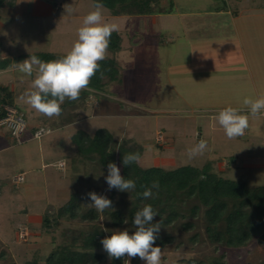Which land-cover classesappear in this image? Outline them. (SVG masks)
Returning <instances> with one entry per match:
<instances>
[{"label":"rangeland","instance_id":"rangeland-1","mask_svg":"<svg viewBox=\"0 0 264 264\" xmlns=\"http://www.w3.org/2000/svg\"><path fill=\"white\" fill-rule=\"evenodd\" d=\"M42 1L47 8L44 15L35 11L37 0H26L24 6L17 8L0 7V22L8 26L2 30L4 38L0 43L3 40L11 54H67L78 39L77 30L83 18L98 4L93 0ZM56 1L58 7L54 6ZM202 1L182 2L185 7ZM101 12L105 21L117 24L122 38V49L118 52L108 49L105 58L117 60L122 82L106 86L105 96L99 97L101 104L96 116L67 127L65 133L82 129L93 135L97 129L107 128L115 143L126 141L143 147L138 163L143 168L203 167L208 163L225 178L245 181L250 186H264V114L250 116L248 129L235 139H228L223 128L211 119L229 106L249 114L243 101L252 98L253 90L240 89L226 78L223 84L228 89L219 91L220 100L232 92L240 94L241 98L213 107L209 103L215 89L205 95L200 91L203 65L210 70L245 66L230 22L178 16L154 25L145 14L114 15L104 5ZM161 39L172 41L161 45ZM241 74L244 79L246 73ZM236 78L235 82L243 84L242 79ZM21 86L23 88L24 84ZM57 124H43L51 132L39 139L12 143L5 138L4 143L0 142V264L11 261L22 264L34 258L43 262L64 236L88 227L86 222L53 217L70 194L92 190L108 196L111 192L105 180L107 167L100 164L96 154L92 157L79 154L66 134L56 130ZM2 129L10 134L7 128ZM157 131H162L166 138L161 145L155 140ZM201 139L207 141L208 148L203 155L189 159L187 149ZM59 159L66 162L64 169L55 165ZM229 161L230 165L220 170L221 165ZM115 163L121 168L119 162ZM19 173H24V180L16 183L13 177ZM116 195L115 207L120 206L127 212L129 194L117 192ZM32 214L42 217L29 223ZM47 214L51 217L49 227L44 226L42 220ZM182 221L181 218L170 226H161L163 234L174 236V241L161 249V264H210L212 258L222 255L224 264H264V246L256 240L239 248L216 246L206 239L202 219H195L196 231L201 236L197 242H192L190 237L194 231L185 230ZM100 223H105L103 215ZM38 241L51 248L45 257H40L35 249ZM139 264L144 261L140 260Z\"/></svg>","mask_w":264,"mask_h":264},{"label":"trees","instance_id":"trees-1","mask_svg":"<svg viewBox=\"0 0 264 264\" xmlns=\"http://www.w3.org/2000/svg\"><path fill=\"white\" fill-rule=\"evenodd\" d=\"M3 1L0 0V7ZM93 1L107 7L112 14L119 15L152 13L160 0ZM121 41L120 33L114 31L108 49L118 52L121 49ZM65 55L51 52L30 54L42 61L60 59ZM24 56L26 54L19 55L16 59ZM9 64V60H5L0 67L5 68ZM99 64L100 70L92 77L89 88L103 90L108 82L121 80V67L115 58L104 59ZM1 92L4 90L0 89V94ZM3 94L0 104L9 98L8 93ZM3 112V107L0 106V116ZM36 127L30 130L33 131ZM72 139L79 154L88 157L96 154L104 167H107L109 161L119 162L121 175L136 182L134 190L123 192L130 196L128 211L124 212L120 206L115 207L116 194L121 192L117 189H112L106 196L112 200L113 207L103 213L97 212L90 204L85 206L91 203L85 196L92 190L86 193H71L65 204L52 216L57 219L68 218L86 222L88 227L64 236L63 241L53 246L43 262L34 258L22 264H123L127 257L109 260L100 240L110 236L111 231L116 229L125 228L131 234L135 230L132 225L134 214L146 204H150L158 212L153 222H159L160 227L170 226L181 218L184 219L182 227L194 231L190 237L192 242H197L201 236L200 232L196 231L195 219H202L204 234L211 244L239 248L256 240L264 246V186H250L245 181L225 178L213 171L208 163L203 167L183 165L173 169L160 166L143 168L137 163L125 167L122 163L123 155L133 152L142 155L143 147L126 141L115 143L112 133L106 128L97 129L93 135L79 130ZM154 181L159 183V189H152L153 197L144 199L140 195L144 191L142 185L150 187ZM102 215L105 219L104 225L100 223ZM188 216L192 219L186 220ZM125 220L127 224L124 223ZM50 221V215H45L43 225L51 226ZM105 228L109 229V232H105ZM173 241V235L163 234L160 230L156 245L162 249ZM131 263L139 264V257L133 258ZM9 264L17 263L11 261ZM210 264H224V255L212 258Z\"/></svg>","mask_w":264,"mask_h":264},{"label":"clouds","instance_id":"clouds-1","mask_svg":"<svg viewBox=\"0 0 264 264\" xmlns=\"http://www.w3.org/2000/svg\"><path fill=\"white\" fill-rule=\"evenodd\" d=\"M102 5H94V11L88 13L77 30L78 39L71 50L62 58L42 61L36 56H30L17 64L19 71L29 77L36 75L31 82L30 89L21 99L36 113L48 118L58 117L62 113L61 105L65 100L75 101L80 93L87 88L93 76L100 70L99 62L107 56L111 35L118 30L115 23L105 21L101 12ZM103 77V73H101ZM243 104L248 107L249 114H242L237 108L231 106L222 109L211 119L217 122L224 130L228 139H235L244 135L249 127V117H258L264 114V96L256 99L245 98ZM208 148L206 140L201 139L193 147L187 149L189 159L203 155ZM139 152L126 153L122 163L125 167L139 163ZM108 190L117 189L121 192H130L136 188V182L125 179L116 163L109 161L107 176L105 177ZM144 191L140 195L144 199L152 198V189H159V183L154 181L151 186L142 185ZM97 212L103 213L113 207V202L104 195L94 191L85 196ZM158 212L150 204H146L134 214L132 225L134 231L116 229L110 236L100 240L103 250L108 254L109 260H123V264H131L133 258L139 257L144 264H161V247L156 245L161 230L160 223H154ZM127 224V220L124 221ZM105 232L109 229L105 228Z\"/></svg>","mask_w":264,"mask_h":264},{"label":"crops","instance_id":"crops-1","mask_svg":"<svg viewBox=\"0 0 264 264\" xmlns=\"http://www.w3.org/2000/svg\"><path fill=\"white\" fill-rule=\"evenodd\" d=\"M25 1L26 0H4L1 6L7 8L8 7L17 8L19 6H24L23 4ZM173 1H175L177 4L174 5L172 3ZM182 1L185 0H172V2L170 0H160L156 5L155 11L145 15L149 17V22L153 23L154 25L157 22L165 23L164 21L166 19H171L172 17H178V16H187V17L189 16L192 18L207 17L219 21L221 20L222 22L229 21L233 28L232 30L233 33L235 34V38L238 43V48H239L238 53L241 57L240 59L241 61H243L245 65L244 68L240 67V68L226 69L224 67V68H216L215 70H210V68L207 67V65H203L202 68L203 76L199 78L200 83L203 84L202 88H200V91L203 95H205V94H209L211 90L215 89L214 90L215 95L214 96L212 95L213 97L211 99V103H209L210 106L212 107L214 105L220 106L224 104V102L226 101H228V103H231V100L237 101L239 100V98H241L240 94L238 93L234 94L232 92L231 95L227 96L226 99L222 101L220 100V97H222L221 92L228 89V87H226V85L223 84V81H225L226 78L227 80L233 81L234 84L236 83V85H238V88L240 89L248 88L253 90V94L251 96L252 99H256L260 96H264V2H258L256 0H252V1L214 0L215 2H211L209 0H203L204 2L202 1L199 3H195L191 6L186 5L184 7L183 6L184 3ZM34 6L37 14H41V15L45 14L47 8L44 7L42 0H37V3H35ZM54 6L58 7L59 5L56 6L54 2ZM6 27L8 26L4 21L0 22V40L4 38V35H2L3 33L2 30H4ZM169 41L171 42L172 40L161 39L159 43L161 45H165V43ZM121 49H122V45H121ZM32 53L34 52L31 53L22 52L19 54H14V53L11 54V52L7 48V45L3 42V40L1 41L0 64L3 63L5 60H9L10 64L5 68L0 67V89L4 90L3 92L4 94L7 93L9 94V98H6L5 102L1 103L0 106L3 107L6 104H11L17 106L23 112L25 111L24 113L28 118L30 129L38 125H43V124L48 125L49 123H56V124L58 123L55 126L59 134L64 132V135L66 134L65 135L66 138L70 139L73 142L72 139L73 135L77 131L82 129H77L71 133L70 132L65 133V129H67V127L71 125L81 123L83 121H87L92 117L96 116L97 115L96 111L101 104V100L99 99V97L105 96V88L109 83L112 82H108L103 90H95L89 87L83 89L80 93L79 99L75 101H70L67 99L65 100V102L61 105L62 113L60 116L48 118L46 116L36 113L33 109L30 108V106L25 104L24 101L21 99L23 94L26 92L23 91V89H27V91L30 89L31 82L35 78L36 71L34 68L33 75L29 77L19 71L17 64L26 59H29L30 54ZM22 54H26V56H24L23 58L16 59V57ZM243 71L246 73L244 79L241 78L242 77L241 73ZM236 77L242 79L243 84H241L240 81L235 82L234 78ZM113 82L121 83L122 77L120 81H113ZM21 84H24L23 88ZM83 91H86L87 94L86 92ZM3 93L1 92L0 98ZM114 100L118 101V99L116 98ZM118 102H122V101H118ZM29 134L30 132L28 133V135ZM5 138L9 139L10 142L12 143L15 142L7 131L5 132L3 131L2 128H0V142L4 143ZM229 165H230V161L228 163L227 162L223 163V165H221L222 168H220V170L223 171V168ZM13 192L15 191L13 190L12 193ZM38 217H42V215H37V214L30 215L29 223L30 222L33 223V221H35V219ZM42 238L45 240L44 236ZM38 239L39 238H36V240ZM36 243L39 244V246L35 247V249H38L37 251L40 252L41 255L40 257H45L46 253L49 252L51 248L49 249L46 248L47 243H39V241ZM11 256L13 255L11 254Z\"/></svg>","mask_w":264,"mask_h":264},{"label":"built area","instance_id":"built-area-1","mask_svg":"<svg viewBox=\"0 0 264 264\" xmlns=\"http://www.w3.org/2000/svg\"><path fill=\"white\" fill-rule=\"evenodd\" d=\"M58 6L59 2H55ZM3 115L0 116V128H7L18 143H22L30 138L39 139L51 132V129L44 125L37 126L33 131H29V122L26 114L20 110L17 106L6 104L3 106ZM30 132V137H27ZM156 142L165 143L166 138L162 131H157ZM66 162L64 160H59L56 162V166L59 169H64ZM24 180V173H19L13 177V181L16 183L22 182ZM21 236V235H20ZM22 237H25L22 233Z\"/></svg>","mask_w":264,"mask_h":264}]
</instances>
